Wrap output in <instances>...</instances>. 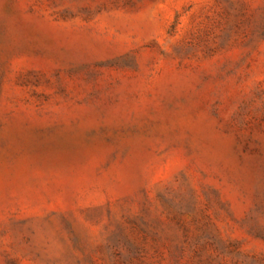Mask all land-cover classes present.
Returning a JSON list of instances; mask_svg holds the SVG:
<instances>
[{"label":"rangeland","instance_id":"obj_1","mask_svg":"<svg viewBox=\"0 0 264 264\" xmlns=\"http://www.w3.org/2000/svg\"><path fill=\"white\" fill-rule=\"evenodd\" d=\"M0 264H264V0H0Z\"/></svg>","mask_w":264,"mask_h":264}]
</instances>
